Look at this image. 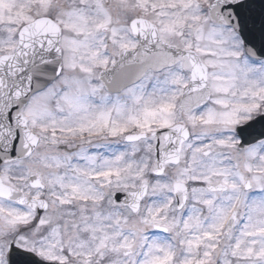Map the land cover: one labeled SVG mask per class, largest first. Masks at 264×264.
Listing matches in <instances>:
<instances>
[{
  "label": "snow or ice",
  "instance_id": "snow-or-ice-1",
  "mask_svg": "<svg viewBox=\"0 0 264 264\" xmlns=\"http://www.w3.org/2000/svg\"><path fill=\"white\" fill-rule=\"evenodd\" d=\"M0 264H264V0H0Z\"/></svg>",
  "mask_w": 264,
  "mask_h": 264
}]
</instances>
